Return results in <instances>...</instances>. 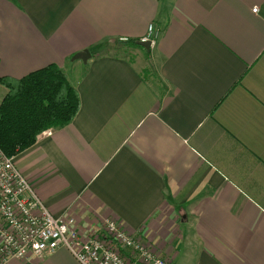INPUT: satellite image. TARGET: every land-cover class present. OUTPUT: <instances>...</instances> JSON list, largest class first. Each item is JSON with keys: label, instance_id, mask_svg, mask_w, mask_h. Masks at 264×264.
Here are the masks:
<instances>
[{"label": "crops", "instance_id": "0c3cea01", "mask_svg": "<svg viewBox=\"0 0 264 264\" xmlns=\"http://www.w3.org/2000/svg\"><path fill=\"white\" fill-rule=\"evenodd\" d=\"M50 63L79 110L14 161L53 215L115 218L169 264H264V0H0V76Z\"/></svg>", "mask_w": 264, "mask_h": 264}, {"label": "built area", "instance_id": "2783aa9c", "mask_svg": "<svg viewBox=\"0 0 264 264\" xmlns=\"http://www.w3.org/2000/svg\"><path fill=\"white\" fill-rule=\"evenodd\" d=\"M257 11V6L251 8ZM149 24L142 40H150ZM43 133H50L49 130ZM58 248H65L80 264H169L115 218L100 217L83 228L70 215H53L29 179L18 169L14 156L0 149V264L16 258L39 264Z\"/></svg>", "mask_w": 264, "mask_h": 264}, {"label": "trees", "instance_id": "16d2710c", "mask_svg": "<svg viewBox=\"0 0 264 264\" xmlns=\"http://www.w3.org/2000/svg\"><path fill=\"white\" fill-rule=\"evenodd\" d=\"M129 43L140 46L138 40ZM0 85V149L9 157L33 145L43 131L69 124L79 110L77 90L53 63L19 78L0 76Z\"/></svg>", "mask_w": 264, "mask_h": 264}, {"label": "water", "instance_id": "95a60500", "mask_svg": "<svg viewBox=\"0 0 264 264\" xmlns=\"http://www.w3.org/2000/svg\"><path fill=\"white\" fill-rule=\"evenodd\" d=\"M139 45L149 49L150 46V40H139ZM91 53L88 49H83L80 52L76 53L72 58L73 59H81L83 62H86V60L90 57Z\"/></svg>", "mask_w": 264, "mask_h": 264}, {"label": "rangeland", "instance_id": "374dc122", "mask_svg": "<svg viewBox=\"0 0 264 264\" xmlns=\"http://www.w3.org/2000/svg\"><path fill=\"white\" fill-rule=\"evenodd\" d=\"M152 25H153V24H152ZM147 32H148V29H147ZM140 40H142V39H140ZM138 41H139V40H138ZM112 42L114 43L113 45L116 44V45H118L117 47H120V46H122L120 43L124 42V40H113ZM114 47H115V46H109V49L112 50V49H114ZM131 48L133 49V51H132L133 53H134V52H137V51H134V50H136L134 47H131ZM149 48H150V47H149ZM118 50H120V49H118ZM124 51H125V50H124ZM129 51H130V50H129ZM121 52H123V51H121ZM139 54H140V53H139ZM133 55H134V54H133ZM144 58L148 61V62L146 63V65L149 67V65H150V61H149V59L147 58V55H146L145 53H144ZM135 64H136V65H139L137 62H135ZM148 67H147V68H148ZM149 68H150V67H149ZM41 134H47V133H43V132H42Z\"/></svg>", "mask_w": 264, "mask_h": 264}]
</instances>
